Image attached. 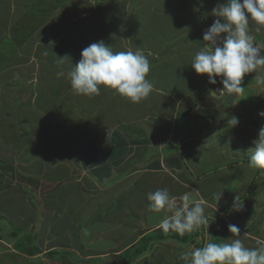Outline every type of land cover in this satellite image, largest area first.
<instances>
[{
	"label": "rangeland",
	"instance_id": "374dc122",
	"mask_svg": "<svg viewBox=\"0 0 264 264\" xmlns=\"http://www.w3.org/2000/svg\"><path fill=\"white\" fill-rule=\"evenodd\" d=\"M29 1L31 0H8L7 3L26 7L25 13L37 10H45L47 14L54 12L50 7L51 0ZM133 1L137 3H131L130 0H102L99 4H95L94 0H80V9L96 11L92 18L96 35L102 33L99 28L104 29L110 23L117 21L119 9H123L125 14H122V28L123 26L124 28L118 33L113 30L111 38L106 39L104 43L112 46L114 52L120 39L125 41L127 46H134V42H137L136 45L142 46L144 50L149 49V53L155 56L151 60L158 61V67L154 66L152 72L156 86L163 93L169 92V82L165 81L167 79L165 74L168 73L165 68L166 61H176L175 67L170 69L169 74L180 79L177 71L182 66L181 62L188 63L185 60L188 55L193 58L201 50L199 44L194 46V39L187 35L186 29L192 23L195 24L193 32L199 36L198 32L201 30L203 34L206 24L201 18L209 16L215 7L225 3L226 0H197L202 16L197 10L196 0ZM75 2L76 0H54L57 9L59 8L58 10L65 15L67 10H80L76 8ZM60 12L58 21L56 17L51 20L49 30L35 33L29 40L26 32L25 35L20 34L24 26H16L17 23L25 21V16L28 15L10 21L6 11H0V222H2L0 235L5 236H0V264H90L86 261H92L89 259L95 257L98 249L112 246L111 252H113V249L117 248L114 246L115 239L125 236L128 238L133 234V232L128 233L130 229L117 230L119 226L115 224L108 223L107 226H101L96 216L111 217L113 222L120 220L127 226L128 222L137 221L149 228L157 224L166 213L150 211L147 194L167 188L171 195L176 193L178 202L182 204L183 201L179 198L184 192H188V188L194 183H199L200 188L208 190V195H212L213 192H226L223 193L220 201H215L214 208L205 211L209 217L208 225L201 226L205 243L214 240V243L228 242L225 240L232 236L228 231V225L231 223L234 225L237 223L236 226L242 233L255 237L256 241L264 242V170L258 178L260 189L256 190L250 186L255 170L248 164L214 171L209 175L206 173L212 170L211 168H218L221 164L226 165L229 162L223 157V162L218 159L223 153L226 156L227 153L231 155V160L241 156L248 158L251 155L249 150L254 148L253 141L257 138L259 124L254 125L253 122H249V134L237 136L229 145L217 144L213 146L217 151H212L211 145L219 141V138L212 142L209 137L204 136V131L198 137H193L200 128V130L204 129L202 127L207 126V123H209L208 127H211V119L205 123L200 118H184L181 114L184 121L181 128L175 131L176 129L172 130L171 123L164 120L165 118H157L153 115L147 117L148 112H157L168 106L165 102L166 96L151 93L139 103H132L116 91L101 87L99 95H94L93 100H87L90 105L95 106L93 112L88 113L86 97L72 89L67 90L68 84L61 88L62 83H70V81L66 79L60 82L65 77L60 80L57 76H53L54 68L59 66L49 67L46 73L41 68V63L45 59L33 54L37 42L40 43V39L36 38L45 34L50 38L54 35L52 29L65 27L64 22H61L65 19V15L62 18L63 14ZM135 18H137L136 29ZM206 23L209 25L208 29L213 24L207 19ZM29 24L32 25L33 22ZM79 24L78 31L83 37L82 25L90 26L91 22ZM13 25L20 38L27 37V44L33 47L32 49L18 50L20 38L11 31ZM73 26L76 25L72 23L70 27ZM134 29L133 34L131 31ZM256 29L255 22L250 21L249 35L253 38L252 42L264 45V27H261L260 31ZM73 30L69 33H73ZM86 30L83 31L87 32ZM165 36L168 38L163 41ZM185 42H188L187 46H184ZM59 49L57 48L54 53L58 59L68 57L62 62L71 60L74 62V57L66 55L65 48L58 51ZM14 53L16 55L12 56ZM67 68H63L67 69L64 72L71 70V67ZM189 68L190 66L187 67L186 72L190 71ZM258 72L264 74V66L258 69ZM180 73L184 74V72ZM254 76H257V72L249 73L245 78ZM146 79L150 80L149 76ZM185 79L189 80L188 77ZM177 84L172 93L184 91L185 86L180 82ZM262 88V92L256 89L246 91L243 93V100L246 102L244 103L242 99L240 102L244 103V108L248 106L249 110H256L257 114L255 113L254 118L264 128V118L259 116L260 111H264V83ZM256 96L261 97L262 101L256 103V98L252 99ZM204 97L206 100L207 96ZM197 105H194V111L201 115L196 110ZM257 107H260V111ZM89 115L91 116L88 117ZM213 115L215 122L220 123L218 115L215 112ZM140 116L153 121L152 129L145 131L151 137L158 135L154 138L155 141L151 140V143L155 144L159 139L161 140L145 152L146 158L133 151L134 148H138L133 139L138 141H140L138 138L142 139L141 129L137 130L141 128V121L135 119ZM131 121L137 123L129 124ZM143 124L150 125L148 122ZM219 125H214L210 130L217 132ZM155 128L158 132H151ZM168 131L172 134L169 135ZM186 137L189 138L185 139L180 152L188 153L187 165L184 161H180L179 156H182L177 153L176 146H167L166 150H163L164 141L170 140L177 145L180 139ZM193 140L196 150L191 151ZM205 143L211 151L204 150ZM177 154L179 156L176 157ZM213 155L216 159H211ZM139 156H142V159L138 162L136 158L138 159ZM39 157L42 160H39ZM174 157L176 160L173 159ZM152 160L153 162H150ZM143 167L146 169H142ZM140 168V173L137 174L136 170ZM143 174V178H137ZM232 175V178L229 177ZM151 176H153L152 181L151 179L147 181L146 179ZM225 181L228 185L232 183L230 187H224ZM146 183L151 184L146 185ZM247 190L251 193L238 202ZM32 193L35 194L33 197ZM237 197V203L243 204V208L239 211L233 210V203ZM222 209L227 211L224 210L225 217L222 216L224 215ZM232 216L234 218L231 221ZM145 218L147 219L144 221ZM137 228L142 229V226L139 225ZM15 231L17 236L14 237L11 233ZM207 232L213 237L211 240ZM24 234H31V243L28 244L33 242L42 251L37 255L38 257L29 258L14 250L17 238L20 239ZM162 234L167 233L162 231L159 235ZM184 235H189L188 239H192L194 234ZM240 238L244 241L243 235ZM162 242L166 243L157 244L161 249L150 251L147 248L149 250L147 254L151 257L149 264L185 263L179 258L181 249H171L174 244L176 246L184 244L171 239ZM62 245L64 248L61 247ZM146 245L147 242L138 243L130 253L121 257L120 262L110 254L100 258L98 264L102 261V264H122L121 262L125 263L124 260H129L130 264H141L139 259L131 255L136 256V252H143ZM53 249L72 251L74 254H63L59 258H54L49 254Z\"/></svg>",
	"mask_w": 264,
	"mask_h": 264
},
{
	"label": "clouds",
	"instance_id": "9594fccd",
	"mask_svg": "<svg viewBox=\"0 0 264 264\" xmlns=\"http://www.w3.org/2000/svg\"><path fill=\"white\" fill-rule=\"evenodd\" d=\"M212 15L218 19L203 33V41L207 43L195 54L190 65L197 75L208 77L212 85L208 95L220 99L225 94H243L244 78L253 72H257L255 78L264 83V74L258 72L264 66V45L254 44L249 35L250 21L255 22L257 31L264 27V0H226L213 9ZM65 58L57 59L62 62ZM149 72V59L141 51L114 52L112 46L99 41L84 48L76 65L67 73H57V77L68 79L72 90L80 95H99L104 87L115 90L132 103H139L153 91L152 83L146 79ZM259 116L264 118V112ZM228 123L234 128L239 118L232 116ZM253 145L249 150V167L264 169V128L259 129ZM222 195L223 191L214 198L219 201ZM147 200L150 211L171 213L157 225L165 233L183 236L208 225L204 200L193 201L191 192L179 198L182 204L167 188L149 192ZM237 200L238 197L233 203L235 211L243 208ZM228 231L232 234L225 240L228 242H206L203 247L182 252L179 258L185 264H264V242L258 241L259 247L248 248L240 238L238 226L229 224ZM207 236L210 240L213 238L208 232Z\"/></svg>",
	"mask_w": 264,
	"mask_h": 264
},
{
	"label": "crops",
	"instance_id": "0c3cea01",
	"mask_svg": "<svg viewBox=\"0 0 264 264\" xmlns=\"http://www.w3.org/2000/svg\"><path fill=\"white\" fill-rule=\"evenodd\" d=\"M7 1L8 0H6V2H5V0H0V11H6V14H8L7 16H8L10 21L11 20L15 21L19 17L28 15V16H25V18H26L25 21L17 23L16 26H18V25L24 26V27H22L20 34H22V35L28 34L29 40L33 35H35V33L39 34V33H42V31H44V30L46 31V29L49 30V25L51 24L52 19H54L56 17V20L57 21L59 20L58 14L60 11L58 10L59 8L57 9V6L54 4V0L50 1L51 10L52 11L54 10V12H52V14H47L45 12V10H43V11L37 10L35 12L29 11V12L25 13V11L27 10L26 7H23V6L20 7L19 5H18L19 6L18 7L17 5H14V4L10 5L7 3ZM31 1H29V2H31ZM99 1L100 0H94L95 4H99ZM130 2L131 3H137V1L135 2L133 0H130ZM80 4H81L80 0H76V2H75L76 8L80 9L81 8ZM38 5H39V2H38ZM187 8L189 9V6ZM37 9H39V8H37ZM122 10L123 9H121V8L119 9L120 14H118V20L117 21L110 23V25L105 27L104 29L99 28L102 32L100 35L95 34L96 28L93 25V19L92 18L95 16L96 11L74 9L73 11L67 10L66 15L64 13L60 12L61 14H63L62 18L65 15V19L61 20V22H64L65 27L64 28L60 27L58 29H52V31L50 30L51 32H54V35L50 38L47 36V34L36 38L37 40L40 39L39 40L40 43L37 42L36 51L34 53L33 52L32 53L35 54L36 56L42 58V59H45V61H43L41 63V65H42L41 68L44 69L46 73L49 71V67H53V66L58 65L59 68H54V71H53V76H57V73H59L61 71L64 72V70L68 69L67 67L72 68V66H75L76 63L81 58V57H79L80 51H82L84 48H86L90 44L94 43V40H96V42H99V41L106 42V39L109 40V38H111V36L113 35V30H115L116 33H118L119 31H121L124 28V26L122 28V14H125V13H123ZM197 10H198V8H197ZM135 16H137V15H135ZM123 17H124V15H123ZM206 17H204V16L202 17V21L204 23H205L206 19L208 21H211L212 23L216 19H218L212 15V12H210L209 16L207 15ZM188 20H189V18H188ZM136 21H137V18H135V29H136ZM30 22H33V24L32 25L29 24ZM87 22H91V25L90 26L82 25V26H84L83 30L87 29L88 31L86 30L87 32H84L82 30L81 34L83 37H81L79 34V31H78L80 24L78 25V23H87ZM72 23H74L76 26L70 27ZM205 24L206 25L203 29H204V31H207L208 30L207 26L209 27V25L207 23H205ZM191 25H193V26L191 27ZM194 25L195 24L190 23V25L186 29V33H188L187 35L191 36L194 39V42H193L194 46H196V44H199V47L203 48L204 44L207 42L203 41V34L201 33V30L198 32L199 36L193 32L194 31ZM72 29H74L75 31L73 30V33L70 34L69 31H71ZM135 29L131 31L133 34L135 33ZM11 31L13 32V34H16L18 36L15 25H13L11 27ZM24 32H26V33L24 34ZM3 33H5V31H3ZM133 37H135V36H133ZM165 38H168V36H165L163 38V41L166 40ZM27 40L28 39L26 36H24L23 38L21 37L18 40L19 41L18 42L19 43L18 50H20V49L28 50V48H31V49L33 48L31 46H28ZM134 43H135L134 46H130V45L127 46V43L123 40L121 41V39H120V41H119L120 46L117 45L118 47L116 48L115 51L132 50L135 52V51L139 50L144 55H146L147 58L149 59V62H150V72L148 73L147 76H149V78H150L149 81L153 85L152 95L157 94L160 96H166L167 97V99H165V102L168 106L163 108V109H160L157 112H148L147 117L149 115H153V117L165 118L164 120L171 123L172 130L176 129L175 131H178L182 126V121H184V119L181 118V114H182V116H184V112H186L188 109H190L192 107L194 108L195 107L194 105L198 104L196 107V110H198L203 117V118H200V120L202 119L205 123H207L208 119H211V123H212L211 127H208V123H207V126L202 127L204 129L201 130V133H202V131H204V136L209 137L212 142H214V140H216V138H219V141L217 140L213 143V145H211L212 151L213 150L217 151V149H215V147H213L217 144H219L221 146H225V144L229 145V144H232V141L234 139H236L237 136L249 134V132H248L249 122L250 123L255 122V123H257L256 125L259 124L258 126L260 129L263 128L262 124L258 123L259 121L255 120V118H254L255 113L257 114L256 110H253V109L249 110L248 106H246V108H244L243 105L246 101L243 100V94H241L239 96H237L236 94H225L220 99H215V98L209 96L207 91L209 89H211L212 85L208 83V77L206 75H197L195 73V71L191 68L190 65H191L193 58L190 55H188V57L185 59L188 63H185L184 61H182L181 62L182 66H180L178 68L177 74H179L180 79L174 78V76L171 75V73L169 74L170 69L175 67L176 61L175 60L172 62L166 61L165 68H167L168 73L165 74V76H167V79L165 81L169 82L168 88H170V89L168 90L169 92L163 93V91L161 89H158V87L156 86V82H155V79L153 78V73H152L154 66L158 67V61H156L154 59L151 60L155 56H153L149 53V49L144 50V48L142 46L136 45L137 42H134ZM187 45H188V42H185L184 46H187ZM24 46H26V48H24ZM57 48H60L58 51L65 48V50L67 52L66 55L74 57V60H73L74 62H72V60L70 62L69 61L68 62L58 61L57 55L54 54L57 51ZM18 50H16V51H18ZM16 53H18V52H16ZM15 55L16 54L14 53L12 56H15ZM188 66H190V68H189L190 71L186 72ZM63 68H67V69H63ZM68 71H70V70H68ZM180 72H184V74L185 73L186 74L184 75V74H181ZM65 73H67V72H65ZM34 74L36 75V73H34ZM191 75H193V78L190 79ZM185 77H188L189 80H186ZM255 77L256 76L250 77V78H248V77L244 78L243 85H242L244 87V93H246V91H248L250 89H256L258 92L263 91L262 83L260 81H258ZM59 78L61 80L62 77H59ZM32 79H33V75H32ZM65 80H66V78H63L60 82H64ZM218 80H220V78H217V81ZM178 82L182 83L183 86H185L184 91L183 92L176 91V93H172V91L175 90L176 87L178 86V84H177ZM255 82H258V83H255ZM62 84L63 85H61V88H63V86L68 84L69 86L66 89L67 90L72 89L70 83H62ZM10 90H12V89H10ZM7 91H9V90H6V92ZM112 91H115V90H112ZM10 93H12V92H10ZM104 94H106V93H104ZM205 95L207 96L206 100L204 99ZM200 96H202V98H200ZM85 97H86V101L91 100V99L93 100L94 95L93 96H85ZM195 97H197V99H195ZM226 98H227V100H225ZM255 98H256V103H259L262 101L261 97H259V98L257 96L252 97L253 100ZM240 99H242V101L244 103L241 104ZM253 100H250V101L255 102ZM168 101H169V104H168ZM263 104H264V102H263ZM93 107L95 108L94 105H90L87 101L86 111L88 113L93 112ZM240 108H242V110H240ZM257 109L260 111V107H257ZM213 112H215L218 115V119H219L220 123L215 122V118H213V116H214ZM260 112H264V111H260ZM73 113H75L74 110H73ZM150 113H152V114H150ZM90 116L91 115H89L88 117H90ZM145 116H140V117L135 118V119H137V121H141V128H138L137 130L141 129L142 139L138 138V139H140V141L133 139L134 142H136L135 146L138 145V148H134L133 151H135L136 153H139V155L145 156V158H146L147 154L145 152L149 149H152L160 139L155 144L151 143V140L153 141L154 138L158 135L151 137L150 135L145 133L146 130L152 129V125H154L153 121H148L147 117H145ZM232 116H236L239 118V124H238V126H236L234 128H232L233 126L230 123H228L229 118ZM143 117H145V118H143ZM184 118H186V117H184ZM150 119L153 120L152 118H150ZM74 120H76V119H74ZM146 122L150 123V125L145 126L143 123H146ZM123 123L124 122L122 121L121 124H123ZM132 123H137V122L131 121L129 124H132ZM159 124H160V122H159ZM125 125L126 124H124V126ZM184 125H185V122H184ZM214 125H219L218 130L215 133L212 130H210L212 127L214 128ZM86 126H87V123H86ZM119 126H120V124H119ZM156 126H158V124ZM206 127H208L207 130H205ZM160 130L162 131V128H160ZM151 132L157 133L158 131L155 128V129H153V131L151 130ZM168 132H169V135L172 134L170 131H168ZM166 138H167V136H166ZM182 139H185V138H182ZM182 139H180V141L177 145L175 143H173V141H170V140L164 141L163 140L164 141L163 144L165 145L163 147V150L164 149L166 150L167 146H170V145H174L178 148L180 146V142ZM78 141H79V139H78ZM160 142H161V140H160ZM194 142H195L194 140L191 142L193 145V148L191 149V151L196 150V147H195L196 144H194ZM207 142H209V141H207ZM91 146H92V144H91ZM181 146L179 148H181ZM204 150L206 152L211 151L210 148H207L206 143L204 144ZM177 153L181 154L182 152H177ZM184 154H188V153L184 152ZM177 156H179V155L177 154L176 157ZM222 157L226 160H229V162H227L226 164L233 162V161H237V160L244 161L247 159V157L241 156V157H236V159H234V160H231L232 159L231 155H229L227 153V156H226L223 153L222 156H220V158H218L222 162L224 161V159ZM179 158H180V161L182 162V157L179 156ZM139 159H142V156H139L138 159L136 158L137 161ZM173 159L176 160L175 157ZM211 159H216V158L213 155V157H211ZM150 162H153V160ZM240 165H243V164H240ZM220 166H222V164ZM142 169H146V167H143ZM252 169L255 170V168H252ZM140 170H141V168L139 170L138 169L136 170V171H138L137 174L140 173ZM255 173H256V171L254 172V174ZM137 174H135V175H137ZM143 176H144V174L139 175L138 177L136 176V177L137 178H139V177L143 178ZM132 177H134V175ZM152 177L153 176L149 177L146 180L149 181V179H151V181H152ZM229 177L232 178L233 175L229 176ZM227 183H228L227 181L224 182V187H230V185L232 184L231 183L230 185H228ZM150 184L146 183V185H150ZM198 184L199 183H197V184L194 183L193 185H191V187L188 188V192H191V194H192L191 199L193 201L203 199L205 202V211L211 210V208H214L213 205H215V201H216V199L214 198L215 194H217L221 191L213 192L212 195L211 194L208 195V190H203L202 188H200V186H198ZM184 193H186V192H184ZM223 193H226V192L223 191ZM173 196L177 197L176 193H174ZM210 203H212V205H210ZM107 207H108V205H107ZM107 209H109V208H107ZM224 210L226 211V209H222V212L224 214L222 216L225 217ZM166 215H171V213H166ZM206 215L208 216V213H206ZM164 217H165V215L163 217H161V219H163ZM95 218L98 219L97 222H100L98 224H100L101 226L102 225L107 226L106 224H108V223L115 224V225L119 226L116 228L117 230L120 231V229L125 228L124 229V231H125V230L130 229V231L128 233L133 232V234H132V236H130L128 238L125 236V237H121L120 239H115L116 244L114 246H116L117 248L113 249L114 250L113 252H111V250L113 248L112 246H105L103 248L98 249V252H97V254H95V257H92L93 259H89V260L95 261V262H93L94 264H98L99 261H101V260H99L100 258H102V257L105 258L106 256H110V254L114 255L115 260H118L120 262L121 257H123L125 254H128L131 252L129 250L130 247L137 245L139 243V241L145 235H154V234L159 235L162 232V230L157 227V225L159 224L160 221L157 224L150 226L148 228L147 225H141L140 222H137V221L135 223L133 221H130V222H128V226H127V224L125 222L123 223L120 220H117V222H115V220H114V222H113V219L111 220V217H105L104 216L101 218V217L96 216ZM227 218L225 220L228 222ZM233 218L234 217L232 216L231 221L233 220ZM146 219L147 218H145L144 221ZM144 221L141 220V222H144ZM231 224H233V223H231ZM139 225L142 226V229L137 228ZM235 225H237V223ZM94 226H96V224ZM117 230H116V232H118ZM201 230L203 231L202 227L197 229V231L199 232V236L195 239L193 244L178 245V246H176V244H174L175 246L173 245L171 247V249H174V250L181 249L180 253H182V252L190 250L194 247H202L205 242H204V238L202 236ZM172 233H174V232H172ZM167 234H171V232H168ZM240 235L241 236L243 235V237H244L243 243L246 247L256 248V247L260 246L258 244V241H256L255 237H252L249 234L242 233V231H240ZM127 236H129V235H127ZM260 242H263V240ZM164 243H166V242L155 241V242L151 243L150 246H148V248L150 251H155L157 249H161V247H159L157 244H164ZM61 247L64 248L63 245ZM53 250H61L64 253V255H66V253L70 252V251H66L63 249H53ZM149 250L142 252L139 256H137L138 258L136 257V259H139L141 264L142 263L149 264V261L151 260V257H149V255L147 254ZM71 253L74 254V252H72V251H71ZM60 255H63V254H60ZM59 256H58V258H59ZM32 258H34V257H32ZM96 259H98V260H96ZM86 262H89V261H86ZM102 262H101V264H102ZM121 263L124 264V262H121Z\"/></svg>",
	"mask_w": 264,
	"mask_h": 264
},
{
	"label": "trees",
	"instance_id": "16d2710c",
	"mask_svg": "<svg viewBox=\"0 0 264 264\" xmlns=\"http://www.w3.org/2000/svg\"><path fill=\"white\" fill-rule=\"evenodd\" d=\"M100 1H102V0H100ZM99 1V2H100ZM195 4L197 5V8H198V10H199V14L202 16V12H201V9H200V7H199V4H198V1L196 0L195 1ZM202 19V18H201ZM205 23H206V21H205ZM194 111V108L192 107V108H190V109H188L186 112H184V117H194V118H203L201 115H199V114H197V113H195V112H193ZM191 112H193V113H191ZM194 118H192V119H194ZM213 119V118H212ZM254 124L256 125L257 123H255L254 122ZM208 125H209V123H208ZM201 129V128H200ZM199 129V131L193 136V137H198L200 134H201V130ZM190 137H192V136H190ZM189 137H186L185 139H188ZM185 139H182L181 140V142H180V146L185 142ZM171 146V145H170ZM179 146V147H180ZM177 148L176 149V151H178V152H180V149L181 148ZM181 156H182V161H184L185 162V164L187 165V156H186V154H184V152H182L181 154H180ZM39 156V155H38ZM39 160H42V158H38ZM240 164H248L249 165V158H247L246 160H244V161H240V160H237V161H233V162H230V163H228V164H226V165H222V166H220V167H218V168H211L212 170H210V171H207L206 173H207V175H209V174H211L212 172H214V171H218V170H225V169H229V168H232V167H235L236 165H240ZM263 170L264 169H259V168H255V171H256V173L252 176V179H251V184H250V186L251 187H253L255 190L256 189H258L259 188V181H258V178H260L261 177V174H262V172H263ZM8 172H10V171H8ZM205 174H203V176H204ZM260 189V188H259ZM251 192L249 191V190H247V192L245 193V195H243L239 200H238V202H241L244 198H245V196H247V195H249ZM33 195H35L34 193H32V197H33ZM247 199V198H246ZM2 222H0V224H1ZM1 232V231H0ZM12 234V236H17V233H16V231L15 232H13V233H11ZM192 234H194L193 235V238L192 239H188V236L189 235H183V236H181V235H179V234H177V233H171V234H166V235H164V234H162V235H157V234H155V235H145L140 241H139V243L140 242H147V245L145 246V248H144V250H143V252L144 251H146L147 250V248H148V246H150V244L151 243H153V242H155V241H162V240H166V239H171V240H175V241H178L180 244H188L190 241H191V244H193L194 243V241H195V239L199 236V232L196 230V231H193L192 232ZM0 236H2V237H5L3 234L2 235H0ZM157 236V237H156ZM19 238H17V243L15 244V246H14V250L15 251H17V252H19V253H21L22 255H24V256H27V257H29V258H32V257H36L37 255H39V254H41V250L35 245V243H33L32 242V244H28V242L29 243H31V234H24V235H22V236H20V239L18 240ZM33 241H34V239H33ZM35 242V241H34ZM136 247V245H134V246H132V247H130V251H131V249H134ZM203 247V246H202ZM129 251V252H130ZM142 252H140V251H138V252H136L135 254H136V256H134V255H131V256H133L134 258H136L137 256H139L140 254H141ZM49 254L52 256V257H54V258H56V257H58L60 254H64L61 250H53V251H50L49 252ZM69 255V254H72L71 252H69V253H66V255ZM38 257V256H37ZM132 258L130 257V260H131ZM125 261V263L124 264H130L129 263V260H124ZM90 262V261H89ZM92 262V263H91ZM90 262V264H94L93 262H95V261H91Z\"/></svg>",
	"mask_w": 264,
	"mask_h": 264
},
{
	"label": "bare ground",
	"instance_id": "6f19581e",
	"mask_svg": "<svg viewBox=\"0 0 264 264\" xmlns=\"http://www.w3.org/2000/svg\"><path fill=\"white\" fill-rule=\"evenodd\" d=\"M51 251H53V250H51ZM50 252V251H49Z\"/></svg>",
	"mask_w": 264,
	"mask_h": 264
}]
</instances>
